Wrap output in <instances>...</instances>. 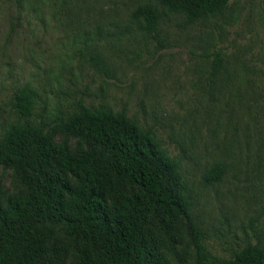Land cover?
Here are the masks:
<instances>
[{"label":"rangeland","instance_id":"1","mask_svg":"<svg viewBox=\"0 0 264 264\" xmlns=\"http://www.w3.org/2000/svg\"><path fill=\"white\" fill-rule=\"evenodd\" d=\"M149 1L0 0V140L17 119L13 94L26 85L39 94L40 114L78 100L125 110L180 159L192 221L212 252L230 256L247 241L264 246V0H231L222 13L188 25L182 14L160 6L153 32L132 17ZM218 49L224 65L210 81ZM54 143L72 153L89 147L63 131ZM217 162L225 173L211 182ZM67 178L77 183L71 173ZM28 192L12 167L0 165L4 205ZM153 228L167 264H195L184 216L169 231ZM49 247L40 264H77L64 225Z\"/></svg>","mask_w":264,"mask_h":264},{"label":"trees","instance_id":"2","mask_svg":"<svg viewBox=\"0 0 264 264\" xmlns=\"http://www.w3.org/2000/svg\"><path fill=\"white\" fill-rule=\"evenodd\" d=\"M230 2L151 0L132 17L153 32L160 6L182 14L188 25L222 13ZM224 58L223 50L212 52L210 81L221 72ZM38 98L29 85L14 92L17 119L0 140V165L12 167L29 187L7 205L0 200V264H40L58 225L74 238L77 264H167L153 225L169 231L181 216L188 220L195 264H264V246L258 242L247 241L230 256L208 248L192 221L180 159L159 145L153 128L141 126L125 110L82 100L52 115L40 114ZM60 131L85 138L89 147L72 153L64 143L56 145ZM224 173L225 165L217 162L208 179L219 181ZM58 251L63 255L66 247L58 245Z\"/></svg>","mask_w":264,"mask_h":264}]
</instances>
